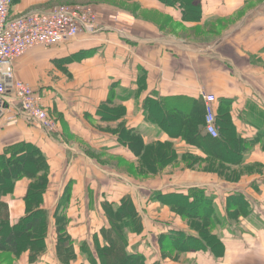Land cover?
Returning <instances> with one entry per match:
<instances>
[{
  "label": "crops",
  "instance_id": "1",
  "mask_svg": "<svg viewBox=\"0 0 264 264\" xmlns=\"http://www.w3.org/2000/svg\"><path fill=\"white\" fill-rule=\"evenodd\" d=\"M76 1L13 0L9 17ZM87 2L97 13L91 32L49 48H32L14 61L15 78L42 95L60 134L36 127L12 99L3 111L0 151L26 141L47 156L50 183L42 207L50 221L46 250L36 261L29 260L28 252L18 258L0 253V264H9L8 259L11 264H62L55 253L53 214L67 187L66 228L76 253L69 264H89L80 243L92 247L93 236L108 227L102 203L119 204L126 196L142 224L140 233L129 234V246L149 262L264 264V0H198L200 18L189 20L183 19L180 7L163 0ZM204 92L216 97V112L226 115L234 134L246 140L240 165L254 168L238 180L204 170L205 161L194 160L206 157L200 142L189 141L182 129L187 121L176 111H189L193 102V110L203 109ZM107 101L117 108V118L98 113ZM120 123L137 130L145 145L168 143L175 158L156 173L140 172L138 156L112 132ZM28 184L26 178L18 180L2 197L12 222L25 214ZM195 187L214 197L224 218L214 229L224 255L214 258L197 251L162 261L160 234L170 229L194 232L168 204L152 196L186 194ZM235 192L246 197L252 210L236 221L227 218L226 209Z\"/></svg>",
  "mask_w": 264,
  "mask_h": 264
},
{
  "label": "trees",
  "instance_id": "2",
  "mask_svg": "<svg viewBox=\"0 0 264 264\" xmlns=\"http://www.w3.org/2000/svg\"><path fill=\"white\" fill-rule=\"evenodd\" d=\"M165 4L180 7L183 19L200 18L198 0H163ZM196 2V4H194ZM100 105L98 113L105 119L117 118V108H110L108 103ZM178 109L177 114L184 115L186 124H182L185 136L189 141L200 142L206 157H195V161H205L204 170L216 172L229 180H238L243 173L252 172L253 166H242V159L247 146L246 140L234 134V127L228 122L226 115L216 112L218 135L213 137L201 133L204 129L205 105L193 110ZM176 110V109H175ZM203 110V112H202ZM115 111V112H113ZM120 113V112H118ZM203 113V114H202ZM175 119V118H173ZM176 124L180 125L178 119ZM118 140L127 146L139 158L140 172L156 173L160 166L172 161L175 157L169 151L168 143L145 145L141 134L120 123L117 129ZM222 142V143H220ZM222 144V145H221ZM239 164L237 169L232 167ZM50 165L42 150L31 142L21 141L6 146L0 151V253L7 257L18 258L29 253V260L36 261L47 247L50 215L42 207L43 196L49 186ZM29 180L23 197L25 214L16 221H10L4 214L6 204L2 197L14 190L18 180ZM69 187L64 191L53 220L56 233L55 253L62 264H69L76 258L74 241L67 232L69 218L65 209L69 200ZM168 204L172 211L186 221L189 230L194 234L170 229L158 236L160 256L177 260L179 255L187 252L202 251L214 258L224 255L225 246L214 229L224 220L219 215L214 197L203 188H190L187 193L173 191L153 194ZM102 207L108 220V227H103L99 234L93 236V246L85 241L80 243V252L85 255L89 264H163L159 260L149 262L145 255L129 246V234L142 231L141 219L133 200L126 196L119 204L104 201ZM227 218L237 220L239 216L248 215L251 210L249 201L241 193H233L227 198ZM100 236L103 243L100 242ZM6 263H11L9 259ZM84 264V263H82ZM169 264V263H165Z\"/></svg>",
  "mask_w": 264,
  "mask_h": 264
},
{
  "label": "built area",
  "instance_id": "3",
  "mask_svg": "<svg viewBox=\"0 0 264 264\" xmlns=\"http://www.w3.org/2000/svg\"><path fill=\"white\" fill-rule=\"evenodd\" d=\"M12 3L13 0H0V118L12 99L36 127L51 133L56 123L49 117L42 95L30 83L15 78L14 61L32 48H49L91 32L96 14L87 7L63 4L10 18ZM203 99L204 131L215 137L216 97L204 92Z\"/></svg>",
  "mask_w": 264,
  "mask_h": 264
},
{
  "label": "rangeland",
  "instance_id": "4",
  "mask_svg": "<svg viewBox=\"0 0 264 264\" xmlns=\"http://www.w3.org/2000/svg\"><path fill=\"white\" fill-rule=\"evenodd\" d=\"M65 4H71V2H65ZM72 4H74V5H79V6H82V7H87V8H90V9H93L92 11L95 13V14H97L96 13V10L93 8V6L92 5H90V4H88V2H87V0L85 1H80V0H78V1H76L75 3H72ZM194 4H196V2L194 3ZM92 6V7H91ZM55 7V6H54ZM96 24H97V22H95V25L94 26H96ZM48 115H49V117L56 123V128H55V131H52L51 133L52 134H54V135H59L60 134V130H59V127H58V123H57V121L49 114V112H48ZM48 132V131H47ZM49 133V132H48ZM220 143H222V142H220ZM223 144V143H222ZM221 144V145H222ZM47 157V156H46ZM5 215V214H4ZM11 264V263H10Z\"/></svg>",
  "mask_w": 264,
  "mask_h": 264
}]
</instances>
